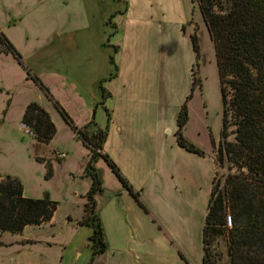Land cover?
Segmentation results:
<instances>
[{"label":"crops","instance_id":"obj_1","mask_svg":"<svg viewBox=\"0 0 264 264\" xmlns=\"http://www.w3.org/2000/svg\"><path fill=\"white\" fill-rule=\"evenodd\" d=\"M119 1L123 2L124 13L112 9ZM85 2L92 10V19L88 9L85 12L88 26L60 34L62 47L56 49L57 63H66L69 54L72 58L74 73L62 83L72 87L70 101L79 109L72 120L77 126H84L94 118L99 127L105 128L110 115L103 152L110 155L123 175L140 191L150 210L147 212L121 185L112 197L126 200L127 205L110 208L105 213L97 210L104 226L107 249L96 262L203 264V228L217 171L214 153L223 139L216 142L208 125L194 128L192 122V101L203 93L202 85L192 93L194 68L197 71L202 56L203 31L215 50L209 27L195 0H83L84 6ZM106 9L109 13L101 18L98 30L100 40L97 44H84V38L94 36L96 11L102 14ZM115 12V28L110 40L105 26L108 15ZM196 31L199 56L192 40ZM114 46H118V51ZM112 48L119 71L115 78L108 79ZM86 67L99 70L91 81L96 86L100 80L108 79L105 100L98 90L92 87L90 92L86 87V83L89 84L84 73ZM65 101L66 98L59 99L57 103L66 109ZM186 101L189 120L184 136L204 150V155L178 142V116ZM206 107L203 103V108ZM205 135L209 137V151L201 145ZM131 198L152 216L154 225H158L163 235L155 237V229L146 224L140 228L137 218L141 210ZM85 213L83 208L79 213L64 216L67 228L66 237L61 239L64 243L54 242L55 237H29L24 232L33 225H28L18 239L9 243L0 241V244L13 247L14 264H89L92 257L89 238L93 228L79 223ZM125 219L130 220L128 228L122 224ZM56 222L54 214L50 221L34 225H55ZM59 235L64 236V233L59 232ZM136 240L141 251L135 255L132 245L135 246Z\"/></svg>","mask_w":264,"mask_h":264},{"label":"trees","instance_id":"obj_2","mask_svg":"<svg viewBox=\"0 0 264 264\" xmlns=\"http://www.w3.org/2000/svg\"><path fill=\"white\" fill-rule=\"evenodd\" d=\"M195 2L214 41L223 101V139L214 153L217 171L203 228V264H224V239L228 243L226 264H264V0ZM124 12V9L119 11ZM112 27L114 31V24ZM192 40L199 56L197 31ZM114 48L118 51V46ZM3 53H13L23 63L14 45L0 29V54ZM110 60L115 71L108 79L115 78L119 71L114 54ZM193 75L192 93L201 87L196 67ZM103 95L105 100V87ZM187 101L178 116V142L188 150L204 155V150L184 136V127L189 120ZM57 106L92 152L89 163L92 169L88 172L93 183L86 193V213L79 223L93 228L89 238L92 249L89 264H97V258L107 249L95 199L98 192H104L102 176L94 165L98 157L106 160L139 205L147 212L150 210L140 191L133 187L110 155L103 152L110 115L105 128L99 127L94 118L79 128L66 110L59 104ZM22 123L40 142H50L57 133L50 113L37 101L27 105ZM221 168L227 173L219 178ZM51 175L52 166L49 164L47 176ZM56 210L57 204L48 195L45 198L26 197L18 178L8 175L0 179L1 233H22L28 225L50 221ZM228 215L232 218V227L227 225Z\"/></svg>","mask_w":264,"mask_h":264},{"label":"rangeland","instance_id":"obj_3","mask_svg":"<svg viewBox=\"0 0 264 264\" xmlns=\"http://www.w3.org/2000/svg\"><path fill=\"white\" fill-rule=\"evenodd\" d=\"M115 4L112 9L121 10L123 2ZM86 9L90 13L89 18L92 19V10L87 2L84 6L83 0H0V29L14 45L23 62L21 63L13 53L0 54V179L8 175L14 176L22 182L26 197L45 198L48 195L57 204L55 225H33L28 227L24 234L41 239L55 237L54 242L58 243H64L61 239L66 237L64 216L83 210L87 202L86 193L93 183V177L88 172L92 169L89 166L91 149L57 106V100L66 98L65 107L68 111L65 110L71 119H75L79 110L70 101L72 87L62 85L74 73L71 54L68 55L66 63H57L56 49L62 47L58 38L60 34L88 26ZM108 13L107 9L102 11V14L96 11L94 36L84 38V44L98 43L101 18ZM116 13L108 15L105 26L107 38L113 34L112 25ZM201 37L203 50L197 71L203 93L192 101L194 114L192 122L194 128L208 125L216 142H219L223 129V101L218 62L212 41H209L210 37L204 31ZM108 45L111 46L110 42ZM112 52V55L116 54L114 48ZM56 70L64 74H58ZM98 71L85 68L84 73L89 81L86 87H89L90 92L92 87L98 90L103 99V89L106 88L105 82L108 79L100 80L97 86L91 82ZM114 71L115 66L111 64L109 76ZM33 101L47 108L57 127V133L50 142L36 140L22 123L27 105ZM203 103L207 106L206 109L203 108ZM201 145L206 151L210 150L208 136L201 138ZM62 153L65 155L60 158L58 155ZM49 164L52 166V175L48 177ZM94 165L100 171L104 188V192H98L95 196L97 210L105 213L113 207L124 208L127 205L126 200L115 199L112 194H107V190L118 192L122 185L112 168L102 157H98ZM224 173H227L226 169L221 168L219 178L223 177ZM204 190L208 191L207 188ZM130 200L141 210L137 218L140 228L146 224L155 229V237L163 235L158 225H154L152 216L138 207L134 199ZM122 224L125 228L131 225L130 220L126 219L122 220ZM59 232H63L64 236L59 235ZM18 236L19 233L0 232V241L9 243L15 238L18 239ZM137 242L138 240L135 241V246L132 245L135 255L141 251ZM222 249L226 264L228 261L226 239L223 240ZM12 250L13 247L0 244V264H14ZM172 251L175 252L173 248Z\"/></svg>","mask_w":264,"mask_h":264},{"label":"built area","instance_id":"obj_4","mask_svg":"<svg viewBox=\"0 0 264 264\" xmlns=\"http://www.w3.org/2000/svg\"><path fill=\"white\" fill-rule=\"evenodd\" d=\"M64 155H65V154L62 153V154H59L58 156L61 158V157H63ZM227 225L230 226V227H232V218H231L230 215L227 216Z\"/></svg>","mask_w":264,"mask_h":264},{"label":"water","instance_id":"obj_5","mask_svg":"<svg viewBox=\"0 0 264 264\" xmlns=\"http://www.w3.org/2000/svg\"><path fill=\"white\" fill-rule=\"evenodd\" d=\"M107 193L114 195L113 192H111V191H109V190H107Z\"/></svg>","mask_w":264,"mask_h":264}]
</instances>
